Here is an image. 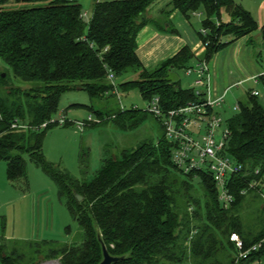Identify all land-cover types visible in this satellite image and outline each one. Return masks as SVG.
<instances>
[{
	"label": "trees",
	"instance_id": "trees-1",
	"mask_svg": "<svg viewBox=\"0 0 264 264\" xmlns=\"http://www.w3.org/2000/svg\"><path fill=\"white\" fill-rule=\"evenodd\" d=\"M13 1L33 5L7 7L8 0H0V161L6 163L10 182L26 177L24 155L50 176L80 226V239L59 243L1 237V264H37L39 255L59 259L60 264H99L103 244L112 256L124 257L113 264L262 261L264 242L249 250L264 240V103L259 97L248 93L247 101L240 102L227 121L230 135L225 152L244 166L241 174L226 180L234 198L228 207L209 170L184 173L175 164L174 143L157 117L162 129L157 142L144 141L105 155L91 177L74 179L47 162L42 153L44 129L55 124L39 126L57 112L61 94L82 86L92 98L113 97L108 74L119 78L131 73L138 78L118 81L120 90L137 89L147 103L157 96L164 111L203 102L204 89L184 87L181 79L171 76L175 69L186 72L194 53L186 46L154 69L144 66L137 54L140 30L153 24L167 31L170 23L150 15L156 0H95L88 25L78 0ZM174 9L189 19L195 12L205 13L201 28L206 34L201 30L198 34L206 47V60L230 43L223 37L240 38L258 28L251 13L234 0H170L161 15L167 17ZM224 13L229 21L223 20ZM260 80L264 86V75ZM95 112L124 130L140 127L149 113L135 106ZM224 128L223 120L220 129ZM254 180L257 185L252 188ZM234 232L243 240L244 250H249L246 257H239L230 240Z\"/></svg>",
	"mask_w": 264,
	"mask_h": 264
},
{
	"label": "rangeland",
	"instance_id": "rangeland-1",
	"mask_svg": "<svg viewBox=\"0 0 264 264\" xmlns=\"http://www.w3.org/2000/svg\"><path fill=\"white\" fill-rule=\"evenodd\" d=\"M78 1L82 4L84 13L87 14L84 20L88 25L92 18L95 0ZM156 2L150 13H156L157 8L162 5L159 0H156ZM32 5L33 3L16 4L13 0H8V4H6L7 7H28ZM199 14L201 17L193 16L192 18L196 29L206 16L203 11H200ZM225 20L226 16L224 17ZM171 76L174 79H181L184 87L193 85L196 79L194 76L187 75L185 70L180 69L171 71ZM136 78H138L137 74L129 73L121 75L116 81ZM77 87L61 94L58 110L53 115V118L56 119L60 113H63L69 123L67 125L55 124L44 129L43 156L47 162L58 168L60 172L74 179L91 177L100 168L105 155H115L120 149L134 148L144 141L157 142L160 138L162 133L160 122L150 113H146L145 121L140 127L132 130H124L112 120L105 121L96 116L95 110L101 109L105 113H112L121 106L120 100L113 89V97L92 98L87 90L78 89ZM250 88H255L261 93L259 99L264 103L263 84L256 85L250 82L244 88L243 86L237 87L239 91L236 93L237 97H242V100L246 102L248 98L247 91ZM121 93V102L126 108L132 106H139L144 110L147 108V101L143 99L139 90L121 91ZM228 98L227 105L231 101L239 99H235L233 94ZM72 104H80L81 106L74 107L71 106ZM90 106H93L94 110ZM235 106L236 103H234L231 110H227L226 113L222 114L224 127L228 126L227 121L238 111ZM90 115L94 119L97 117V121H91L88 126L80 130L74 122H84L88 120ZM219 131L221 133L222 129ZM217 139L221 141L220 134H218ZM81 153H84V155H81ZM24 159L26 161V177L22 180L10 182L5 177V173L0 172V240L3 234L6 236L7 233H16V236L12 238L18 241L47 240L59 243L79 241L80 226L70 215L64 200L60 198L56 182L34 164L28 155H24ZM3 163L5 162L0 161V168L4 169ZM38 197H40V201ZM48 199L51 202H47ZM41 257L40 255L37 256V264H60L59 259ZM181 264L191 263L183 262Z\"/></svg>",
	"mask_w": 264,
	"mask_h": 264
},
{
	"label": "crops",
	"instance_id": "crops-1",
	"mask_svg": "<svg viewBox=\"0 0 264 264\" xmlns=\"http://www.w3.org/2000/svg\"><path fill=\"white\" fill-rule=\"evenodd\" d=\"M160 2L162 5L157 8L156 13H150V15L158 20H162V22L168 19L170 22L166 23V29L168 30H161L153 24H148L140 30L137 37V54L140 60L146 68L154 69L162 61L174 57L187 46L194 53L195 57L191 65L196 64L204 58L203 55L206 50L198 34V30L202 31L203 28H201L200 24L196 29L192 22L193 16L201 17L200 11L195 12L190 19L176 9L172 10L167 17H164L161 15V12L163 8L169 6L170 0H159ZM234 2L251 13L258 24V28L251 34L240 38H234L231 35L223 37L222 41L230 43L207 60L211 75V95L214 98L222 97L221 103L215 106V112L222 119V114L226 113L227 110H231L234 103L237 105L243 101L242 97H237L236 95L239 92L237 87L243 86L244 88L250 82L261 85V81L255 83L253 77L264 71V0H234ZM154 3L151 5L150 10H152ZM225 16V21H229L230 17L227 13L223 14V20ZM253 90L256 89L250 88L247 93L252 94ZM232 94L235 99H239H236L237 102L231 101L227 105V99ZM3 166L4 169L0 168V172L3 171L7 178L6 163H3ZM39 199L40 197H38ZM47 202L51 201L48 199ZM12 234L7 233L6 236L3 234V237L15 240L12 237L16 236V233ZM254 264H264V259Z\"/></svg>",
	"mask_w": 264,
	"mask_h": 264
},
{
	"label": "built area",
	"instance_id": "built-area-1",
	"mask_svg": "<svg viewBox=\"0 0 264 264\" xmlns=\"http://www.w3.org/2000/svg\"><path fill=\"white\" fill-rule=\"evenodd\" d=\"M86 13L83 16L86 17ZM202 33L206 34V29H202ZM186 74L195 75L196 79L193 83L195 87L206 88L205 100L203 102H189L185 106L164 111L160 104V98L155 96L148 103L147 112L159 118L165 127L167 138L174 143L173 160L184 173H190L201 169L209 170L216 183L221 189L220 198L224 201L225 207L234 199L232 193L226 187V180L231 175L241 174L244 170L243 164L236 162L230 155L225 152L226 141L230 135L229 128H224L221 133V141L217 139V132L223 125L222 117L215 112V106L220 104L222 97L214 98L211 95L210 82L211 75L209 64L206 59L199 60L196 64L186 69ZM264 75V71L253 77L255 83H259L260 77ZM108 80L113 86V92L117 94L120 104L122 93L119 90L117 77L113 72L108 74ZM252 95L260 96L258 90H253ZM139 106H135L138 108ZM239 109V104L235 106ZM91 121H97L91 115L88 120L81 122L76 121L77 127L83 130ZM69 123L63 113L58 118L44 121L39 128H44L48 124L65 125ZM14 123L12 127H16ZM27 128L26 125H21ZM37 129V127H33ZM258 173V171H256ZM257 181L251 182L250 187L255 188ZM244 189L242 192L245 193ZM264 198V194L262 193ZM230 240L233 241L239 250V257H246L249 250H257L264 242H258L251 246L249 250H244V242L238 233H232ZM256 263V262H255Z\"/></svg>",
	"mask_w": 264,
	"mask_h": 264
},
{
	"label": "water",
	"instance_id": "water-1",
	"mask_svg": "<svg viewBox=\"0 0 264 264\" xmlns=\"http://www.w3.org/2000/svg\"><path fill=\"white\" fill-rule=\"evenodd\" d=\"M77 88L78 89H84V87H82V86H79ZM77 198L80 201L83 199V197L81 195H79V194L77 195ZM100 239H101V237H100ZM123 258L124 257L112 256L109 253V251H108L107 247L105 246V244H103V259H102V261L99 264H113L114 262L120 261Z\"/></svg>",
	"mask_w": 264,
	"mask_h": 264
}]
</instances>
